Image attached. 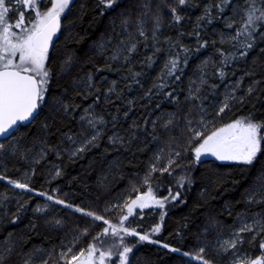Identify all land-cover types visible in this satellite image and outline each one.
<instances>
[{"label": "trees", "instance_id": "1", "mask_svg": "<svg viewBox=\"0 0 264 264\" xmlns=\"http://www.w3.org/2000/svg\"><path fill=\"white\" fill-rule=\"evenodd\" d=\"M146 2L151 4V11L144 15L149 37L152 36L154 15L158 10H163L164 13L163 27L158 36L162 51L157 53L152 65L140 61L152 55L155 42L150 39L146 47L143 38L137 33L138 17L144 14L143 5ZM206 2L208 0H198V6L182 8L186 18L178 24L172 22L170 10L166 7L168 3L175 4L176 0H116L111 8L104 6L102 0H76L74 6H70L72 11L63 19L61 35L49 53L52 79L45 96L47 106L42 109L36 121L19 128L9 140L3 141L5 147L0 149V173L19 179L34 169L29 183L38 189L37 192L30 191L22 198L14 200L11 198L9 181L0 177V252L9 242L14 243V251L8 264H24L29 256L36 260L44 259L49 252L53 253L52 260L49 261L52 264L53 260H59L61 247H66L75 240L73 251L86 248L92 242V237L106 226L104 221L94 220L57 202L45 213L36 211L37 205L48 198L42 192L47 191L49 195H54L58 188L60 199L91 209L106 219L117 222L122 211H127L123 208L125 199L128 196L135 198L139 192L147 191L148 185L144 184V177L149 174L150 165L161 149L164 151L157 163V171L150 175L151 187L157 196H168L169 186L173 194L180 191L181 196L176 200L169 197L163 208L159 205H151L143 210L137 208L125 223L130 226L139 225L137 231H148L152 225L160 222V213L165 212L163 227L159 233H152L153 240L172 244L182 249V252H192L193 255L199 247L207 246L204 255L213 264H231L235 259L236 254L222 253L215 244L218 237H225L231 232L238 213L245 209L249 214L264 211V205H248L246 202V189L252 184L253 178L264 171V147L250 166L203 158L200 162L189 163L194 159V154L188 147L191 134L186 120L191 116L198 122L201 115L198 107L200 101L184 99L188 95L189 81L195 78L197 65L202 59L212 56L219 60L216 52L219 47L231 50L229 45L220 43V34L230 30L225 27L224 19L218 18L206 28V34L202 33L205 39L216 40V44L210 43L209 46L195 51L196 37L187 33L192 31L195 18L202 13V4ZM21 10L13 8L9 18L13 20ZM224 15H231L230 9H225ZM27 16L25 14V18ZM126 17L128 23L125 26L122 22ZM181 32L185 35L180 36ZM165 37H179L193 49L188 65L183 67V75L177 73L180 79L170 78L167 81L168 88L165 91L176 90L180 97L179 104L162 93L151 97L144 94L151 88L167 58L168 42ZM122 38L141 41L132 60L135 70L143 72L138 77L140 85L127 86L128 80L124 77L128 65L121 61H108L109 52ZM101 42H107L108 51H101ZM262 48L264 41H258L247 57H237L228 66L223 80L218 74L211 75L214 69L209 70V82L204 89L206 99L203 102L210 112L223 101L226 90L241 76L244 77L237 95H245V100L232 102L229 109L216 117L217 126L249 113L257 118H264ZM69 57L70 66L65 63ZM106 63H112V67H104ZM249 72L252 75H246ZM88 74L94 76L95 86L100 88V92L96 93L101 96L96 111L104 114L110 123L105 128L103 138L96 145L89 146L82 154L69 159V152L64 149L71 150L74 146L66 139L65 133L72 135L86 131L81 126L79 116L83 108L95 99L83 86L87 82ZM113 80L117 81L119 89L124 90L121 94L123 99L112 95L111 103H107L104 100L107 95L105 90ZM253 81L259 83L254 84L251 94H245L246 86ZM212 84L218 87L212 89ZM92 91L95 92V88ZM153 92L156 93V89ZM74 93H85L87 98ZM61 97L80 104V108L74 109L71 114H65L62 110L55 111L54 105ZM128 99L134 100V107L127 104ZM125 111H128L127 117L123 115ZM171 112L176 113V118L166 128L163 126L164 121ZM114 115L118 116L115 122L112 121ZM45 122L49 124L47 129L43 127ZM133 122L138 125L137 128L132 127ZM153 123L156 124L155 129L152 127ZM113 133L125 137L127 142L112 144L108 136ZM12 141H15V145ZM39 141L55 145L62 155L57 156L51 149H47L46 157L34 161L33 156L40 146ZM33 145L36 147L33 148ZM173 150L180 152L181 156L175 160L168 172L161 173L159 169L167 164ZM54 166L61 170L60 176H54ZM181 175L189 177L191 181H185L183 188L177 184ZM19 204H23L24 208L17 212ZM113 205H121V208H113ZM140 211L144 213L142 216L137 215ZM13 214L18 218L14 219ZM56 220L61 223L57 224ZM84 228H88L87 234L83 233ZM99 239L104 241V246L110 241L109 237L103 235ZM137 241L136 237H126V243L133 246V251L129 254V264H201L184 256L182 252L164 248L163 244ZM260 242L261 237H257L255 241L246 238L237 254H246L250 258L261 255L264 250L260 249ZM97 246L101 245L98 243ZM38 249L43 251H37ZM111 259L113 264H118L116 257Z\"/></svg>", "mask_w": 264, "mask_h": 264}, {"label": "snow or ice", "instance_id": "2", "mask_svg": "<svg viewBox=\"0 0 264 264\" xmlns=\"http://www.w3.org/2000/svg\"><path fill=\"white\" fill-rule=\"evenodd\" d=\"M115 3L116 0H102V4L108 8H111ZM21 6L26 10H31L27 20L23 10L18 12L14 21L10 20L9 13L13 8ZM70 6H74V0H0V136L7 137L11 134V130L14 127L18 131V121H36L40 117L42 109L47 106L45 96L48 93L52 79L49 53L50 49L53 48V37L61 30V18L64 17L66 19L67 14L72 11ZM196 6H198V0H176L175 4H166L172 16V22L177 24L186 18L182 8ZM143 8L144 14L138 17V36L143 38L146 47L150 39L155 43L152 55L140 61V63L152 65L157 58V53L162 51L159 46L158 36L163 27L162 18L164 13L163 10H158L154 15L152 36L149 37L145 27L146 20L144 15L151 11V4L146 2ZM225 9H230L231 15L225 16ZM218 18H223L225 27L230 30L220 34V43L229 45L231 50L219 47L216 49L219 54V60L214 59L212 56L202 59L197 65V71L194 74L195 78L189 81L188 95L184 99L200 101L198 107L201 112L198 122L196 118L191 116L186 120L191 134L188 147L194 154V159L190 160L189 163L200 162L202 157L211 155L221 161H238L250 166L257 160L258 154L261 153L262 147H264V118H257L252 113H249L227 123H221L219 126L215 123L216 117L224 113L226 109H229L232 102H243L245 100V95H237L239 88L243 85L244 77L241 76L239 80L232 84L230 89L226 90L223 101L212 108L211 112L203 102L206 99L204 89L209 82L210 69H214L211 71L212 76L218 74L219 78L223 80L227 75L228 66L233 64L237 57H247L249 52L257 46L258 41H264V0H208V2L203 3L202 13L195 18L192 31L187 33V35L196 37L195 51L209 46L210 43L216 44V40L209 41V39L204 38L202 33L206 34V28ZM122 23L126 26L128 18L126 17ZM179 35L183 36L185 33L181 32ZM110 39L111 37H109ZM164 39L168 42L167 58L151 88H148L144 94L151 97L154 94L162 93L176 104H179L180 97L176 94V90L165 91L168 88L167 81L170 78L180 79L177 73L183 75V67L188 65L189 56L193 49L184 44L179 37L176 39L165 37ZM140 42V40L122 38L108 54V61H121L123 64L128 65L124 77L128 80L127 86L132 84L140 85L138 77L143 75V72L135 70V65L132 63ZM99 47L102 52L108 51L107 42H101ZM260 51L264 53V48ZM70 61L71 58L69 57L65 63L70 66ZM104 67L111 68L112 63H106ZM113 70L119 71L120 69ZM246 75H252V73L249 72ZM256 83H259V81L250 82L246 86L245 94H251ZM83 86L88 89V94L95 96V99L87 107L83 108L82 114L79 116L81 126L86 128V131L73 133L72 135L65 133L66 139L76 145L71 150L64 149V151L69 152V159L82 154L89 146L96 145L103 138L105 128L110 123L104 114L96 111L101 96L96 94L100 92V88L95 86L92 74H88L87 82ZM217 87L218 85L216 84L211 85L212 89ZM94 88L95 92L92 91ZM153 89H156V93L153 92ZM105 91L107 95L104 96V100L107 103H111L110 97L112 95H116L117 99H123L121 94L124 90L119 89L115 80L111 81L110 86ZM74 95L87 98L85 93H74ZM127 104L131 107L135 106L132 99H128ZM76 108H80V104L63 97L57 100L54 105L55 111L59 112L62 110L65 114H71ZM123 115L127 117L128 111H125ZM175 118V112L167 114V119L164 121L163 126L169 127L174 123ZM117 119L118 116H112L113 122L117 121ZM157 119H160V117H157ZM43 127L47 129L49 124L45 122ZM113 127H115L114 123ZM132 127L137 128L138 125L133 122ZM152 127L155 129L156 124L153 123ZM108 139L112 144H124L127 142L125 137L116 133L108 136ZM38 143L40 146L33 156L34 161L46 157L48 155L47 149H51L57 156L62 155L55 145L45 141H39ZM4 147V143L0 142V149ZM35 147L36 145H33V148ZM13 150L15 151V149ZM163 151V149L159 150L155 161L150 165L149 174L144 177L143 182L148 185L147 191L139 192L135 198L128 196L125 199L123 208H126L127 211H122L117 222L106 219L105 216L99 215L91 209L60 199L58 188L56 189L57 194L54 195H49L47 191L42 192V195L48 197L50 201H55L60 205H67L87 217L104 221L106 225L101 229V232L96 233L92 237V242L86 248L82 247L73 251L75 240L66 247H61L58 253L59 260H53L52 264H60V262L62 264H113L112 257H116L118 264H129V254L133 251V246L126 243V237L129 236L138 238L137 243L150 241L156 244H163L164 248L171 249L173 252H182V249L172 244L164 243L161 240H153L152 233H159L163 227L165 212L160 213V222L152 225L148 231H137L139 225L130 226L125 223L136 212L137 208L143 210L151 205H159L163 208L169 197L172 200H176L181 196L180 191H176L173 194L170 186L168 196H157L151 187L150 175L157 171V163L162 158ZM180 156V152L173 150L169 154L167 164L160 168L159 171L161 173L168 172L171 165ZM34 171L33 169V174ZM61 174L59 167L54 166V176H60ZM0 177L19 189L30 190L31 192L38 191L29 183L31 175L28 173L25 174L23 181L12 179L4 175V173H0ZM185 181L191 182L189 177L181 175L177 180L178 186L183 188ZM262 181H264V171L258 173L253 178L250 187L246 189V202L248 205H264V182ZM133 191H135V188H133ZM6 198L7 196H5ZM48 207V204L43 207L37 205L36 211H45ZM112 207L121 208V205H113ZM23 208L24 205L19 204L17 212ZM143 214L142 211L137 213L139 216ZM13 218L16 219L18 217L13 214ZM55 222L57 224L61 223L60 220ZM82 231L87 234L88 228H84ZM262 234H264V211L249 214L247 209H245L244 212L237 214V221L231 230V234L228 237H218L215 247L223 253L231 252L236 254L246 238L250 239V241H255L257 237H261L259 247L264 250V235ZM101 235L110 238L106 246H104V241L99 239ZM98 243L101 245L100 247L97 246ZM206 247H199L195 255L192 252H182V254L192 260L201 262V264H213V261L204 255ZM13 251L14 243L9 242L3 248V251L0 252V264H8ZM37 251L43 250L38 249ZM52 256L53 253L51 252L40 260L29 256L24 261V264H49ZM231 264H264V252L254 258H250L246 254L236 255Z\"/></svg>", "mask_w": 264, "mask_h": 264}, {"label": "rangeland", "instance_id": "3", "mask_svg": "<svg viewBox=\"0 0 264 264\" xmlns=\"http://www.w3.org/2000/svg\"><path fill=\"white\" fill-rule=\"evenodd\" d=\"M76 0H74V2H75ZM42 6H44V5H42ZM20 8L23 10V11H25V14H27L28 16L26 17V19L29 17V15H30V13H31V10L30 9H25L24 7H19V8H16L17 10H20ZM17 18V15H15L14 17H13V20H15ZM63 19H64V17H62ZM10 20H12V18H9ZM12 20V21H13ZM12 144L13 145H15V141H12ZM74 147H76V145H73ZM73 147V148H74ZM203 158H205V159H209V160H214V161H217V162H220V163H240V164H243L242 162H238V161H221V160H219L218 158H216V157H214V156H211V155H208V156H204ZM29 175H31V173L30 172H27ZM26 174V173H25ZM25 174H23L19 179L20 180H24V177H25ZM8 184H9V187H10V190H11V198H13L14 200H18V199H20V198H22L24 195H26L27 193H29L30 192V190H26V189H19V188H17V187H15V186H13V185H11L10 184V182H8ZM56 202L55 201H50L48 198H46L43 202H42V204H40V206L41 207H43L45 204H48L49 205V207L45 210V211H38V212H41V213H45V212H47V211H49L52 207H53V205L55 204ZM231 234V232L227 235V236H225V237H228L229 235ZM221 252V251H220ZM223 253V252H222ZM229 253H231V252H229ZM231 254H233V253H231ZM235 255V254H234ZM236 255H238L237 253H236ZM241 255H244V254H241ZM236 258V257H235Z\"/></svg>", "mask_w": 264, "mask_h": 264}, {"label": "water", "instance_id": "4", "mask_svg": "<svg viewBox=\"0 0 264 264\" xmlns=\"http://www.w3.org/2000/svg\"><path fill=\"white\" fill-rule=\"evenodd\" d=\"M61 26H62V21H61ZM59 33L56 34V36L53 37V46L55 44V42L57 41V37H58ZM53 49V48H52ZM50 49V51L52 50ZM31 123L33 122H29V121H18V126L19 128L21 127H26V126H29ZM16 132H18L17 130H15V127L13 130H11V134L8 135L7 137H4V136H0V142L2 141H6V140H9ZM203 158V157H202Z\"/></svg>", "mask_w": 264, "mask_h": 264}]
</instances>
